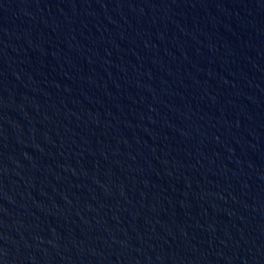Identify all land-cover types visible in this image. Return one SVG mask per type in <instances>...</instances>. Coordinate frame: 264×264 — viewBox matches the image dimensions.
<instances>
[{
  "label": "water",
  "instance_id": "water-1",
  "mask_svg": "<svg viewBox=\"0 0 264 264\" xmlns=\"http://www.w3.org/2000/svg\"><path fill=\"white\" fill-rule=\"evenodd\" d=\"M0 264H264V0H0Z\"/></svg>",
  "mask_w": 264,
  "mask_h": 264
}]
</instances>
